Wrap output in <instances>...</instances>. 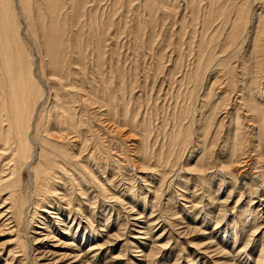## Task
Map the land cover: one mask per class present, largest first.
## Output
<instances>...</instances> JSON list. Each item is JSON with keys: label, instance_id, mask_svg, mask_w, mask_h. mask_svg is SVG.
<instances>
[{"label": "rangeland", "instance_id": "1", "mask_svg": "<svg viewBox=\"0 0 264 264\" xmlns=\"http://www.w3.org/2000/svg\"><path fill=\"white\" fill-rule=\"evenodd\" d=\"M84 1L75 16L72 0H62L54 30L57 45L73 37L56 57L64 88L78 93L71 110L83 132L63 140L79 173L65 166L57 198L45 201L32 195L29 165L20 168L28 205L17 227L2 224L0 209V264H264V0ZM9 2L42 94L28 122L31 162L45 124L55 139L64 133L42 46L48 8L34 4L28 20L19 0ZM236 3L248 22L234 20ZM187 126L190 140L175 159L170 133ZM56 204V214L41 211ZM74 252L82 254L77 263Z\"/></svg>", "mask_w": 264, "mask_h": 264}, {"label": "bare ground", "instance_id": "2", "mask_svg": "<svg viewBox=\"0 0 264 264\" xmlns=\"http://www.w3.org/2000/svg\"><path fill=\"white\" fill-rule=\"evenodd\" d=\"M9 1L8 0H0V146H2L1 148L3 150V151L0 150L1 151L0 152V160H2V159L4 160L5 156L12 157L8 160L9 163L12 164V166L11 165H10L11 167L8 166L6 162H3V163H2V161L0 162V169L2 168L4 170L6 169L7 171L8 170L10 171L9 177H8L9 174L6 175V174H2L0 172L1 173V175H0V200L2 202L1 204H3V206H1L0 209L4 207L5 209L3 210L4 211L3 213L5 216H7L4 219V221H6V222H3L2 224H4V225L13 224V226L17 227L18 224L20 223L21 217L24 215L23 211H25L24 210L25 205H28L27 204L28 200L23 198L18 191V185H19V176L18 175H19V172L21 170L20 168L23 165L24 166L26 164L29 165L30 172L32 175L31 176L32 177L31 183H32V187H33L32 195H34V197L37 196L39 198H42L45 201H47L48 199H54V197L57 198L55 191L58 189V188L56 189V186L58 184L55 182V180L59 177V175L61 174L62 171H64V173H65V168H66L65 166H67V165L74 166V164L77 163V162L76 163L73 162V160H72V159H74L73 158L74 156H72L71 152L69 151L70 148L65 147V145L68 147V140H67V142H64L66 140L65 138H67L66 135L67 134L68 135L73 134V136H75L76 132L81 133V132H83V130H80L82 128L79 125L80 123L76 122L78 120H74L75 116L73 115L72 110H71V106L73 107V105L75 104V101L77 100L76 98L78 96V93H76L75 90L73 91L71 89L72 87L68 88V89L64 88V85H65L64 81L65 80L63 78H65V77L64 76L62 77V74H59V71L62 68L60 66L61 57H60V55L58 57H56L58 55L57 50L59 48L60 43L64 44L66 41V40L62 41L59 43V45H57L56 41L58 39V34L60 35L61 32H55L54 31L55 30V24L58 21L57 8L59 7V5L62 4V2H61L62 0H19V2L22 3L24 14L26 15V18H28V20L30 19L29 13L32 11L34 4L41 3V5L44 4L45 7L48 8L45 10L44 5L42 6L44 11H47L46 15H47V18L49 19V21H48L49 23L46 22L44 24V26L46 27V31L44 33V39H45L43 41L44 45H42V46H45L46 53L49 57V62L51 63V69L50 68L49 69H50V72L52 73L53 77L50 74H48L50 76L47 78H49L51 85L53 83L55 84V86H53L54 88H56L55 91L59 92V98L57 100H55L56 99V97H55V99H53V101L54 100L55 101L52 103L54 105V107L57 109V112H56L57 114H55L56 116L55 115L54 116L57 118L58 126L64 130V131H61L64 133H62L61 136H58L59 138L61 137L60 140L55 139L54 136L51 137V128H53L52 124L49 125L50 122L49 123L46 122L47 124H45L42 128L43 133H44L43 136L39 134L40 135L39 136L40 147H39V150L36 152L37 158H35V160H32L30 162L32 156H30V153H29V150H30L29 141L30 140H29V136H27L29 123H30L29 122V116L31 113H33V108H34L33 104L41 98L42 94L40 93L39 86L37 88V86H35V84H34V77L31 78V76H30L31 75L30 74V67L31 66L29 63V57H28V54H26L27 52L23 48L20 47V45H22V44L20 43V39H19L18 33L16 31L17 30V23H16V20L14 18L13 10L11 9V7H13V5H12L13 3L11 4V7H10ZM39 1H41V2H39ZM228 1L230 2V0H228ZM238 2L239 1H237V3ZM81 3H82L81 0H79V1L78 0H72V4L70 5V8L73 9V11L76 9H79ZM237 3L235 5H237ZM47 6H49V7H47ZM225 6H223V7H225ZM232 6H234V5H232ZM42 7L39 6L37 11H42L43 10ZM223 7H222V9H223ZM60 8H59V10H60ZM233 8H234V11L236 13V17L234 18V20L242 19L243 22H248L247 21V18H248L247 15L248 14L245 10L246 7L243 4H239ZM78 11L79 10L74 11L75 16H78ZM217 11H218V8L215 9V13ZM224 12H226V11H224ZM227 12H228V10H227ZM74 13L71 15V17L74 15ZM221 14H222V12H221ZM223 14H225V13H223ZM224 16H226V14ZM213 17H217V16L213 15ZM221 17H223V16H221ZM66 18H68V17L65 16L64 21L67 20ZM74 18H77V17H74ZM77 22H79V21H77ZM228 22H230V21H228ZM70 25H71V23H70ZM74 37H76V35ZM72 38L73 37L71 36L67 39V41H66L67 45L70 46L69 43H71ZM59 41H61V40H59ZM91 41L94 43L93 38L91 39ZM76 45H78V44H76ZM72 46H73V44H72ZM78 46H80V45H78ZM93 46H94V44H93ZM59 51H60V49H59ZM56 53H57V55H56ZM78 53H77V55H79ZM80 55H82V53H80ZM67 64L69 65L70 63H67ZM205 67H206V64H205ZM63 68H64V66H63ZM62 71H64V70H62ZM197 71H201V70L198 69ZM36 85H38V83ZM73 89H75V88H73ZM58 92H57V94H58ZM98 92H99V90H98ZM97 94H99V93H96V94L93 93V95L95 96V99L92 98L93 96L91 98L94 99L95 101H97L98 103H100V101L103 103L104 100L102 101L98 97L99 95L96 96ZM100 96H102L101 92H100ZM207 99H209V96ZM207 99H206V102H207ZM105 101H107V99H105ZM97 102H95V103L97 104ZM106 103H104V104H106ZM82 104L86 105V103H83V102H82ZM112 106H114L113 102H112ZM107 107H109V106H107ZM110 108H111V106H110ZM51 113H53V112H51ZM47 118H49V116H47ZM51 118L49 120H51ZM53 119H55V118H53ZM76 124L80 126V129L77 128L79 126H77ZM181 125H182V123H181ZM236 125H234L236 127V129L239 128L238 127V120L236 121ZM87 127H89V126H87ZM85 129H87V128H85ZM84 131H86V130H84ZM87 131H89V129ZM233 131H235V130L233 129ZM40 132H41V130H40ZM234 133H235V135L233 134V136H234V139H233L234 140V144H233L234 149H233V151L237 152L236 154L238 156H240L243 153V150L241 148L242 134L239 133L238 129ZM170 134H171L170 138L168 137L169 138V146H168V148L166 147L168 151L167 150L166 151H167V153H169L171 155L173 153H175V159H176V156L179 157L181 155L182 147L186 144V142L188 140H190V129H189V126H187L185 130H183L181 127L179 129H176V131H174ZM37 137H38V135H37ZM63 139H65V140H63ZM183 148H185V147H183ZM142 149L144 150V148H142ZM144 154H145L144 157L148 158V154L147 153H144ZM170 158L174 159V157H170ZM262 158H264V157L262 156ZM5 160H6V158H5ZM262 164H264V163H262ZM5 165H7V167L4 168ZM77 168L78 167H75V166H74V168H71L70 169V171H72L71 173H74V172L79 173ZM1 171H3V170H1ZM243 177H246V176H243ZM4 189H8V190H4ZM3 191H5V192H3ZM54 201H55V199H54ZM59 208H62V206H59L56 204L54 206L51 205L47 208L43 207V208H41V211L43 213H46V214L47 213L56 214L55 212ZM53 210L55 212H53ZM34 212H35V214H37L36 210ZM24 213H26V212H24ZM34 216H32V219L36 217V216L35 217ZM45 219H46V217L40 218L38 220V223L39 224H45V222H44ZM29 220H30L29 225H31L35 221L34 219H33L34 221L33 220L31 221V218ZM46 225H47V223L45 224V226ZM62 228H63V230L65 229V231H62V232L64 234L68 235V233L71 230V226H65ZM141 233L145 234L144 232H141ZM69 235H72L71 241H72V239H74L76 237L71 233H69ZM209 247L207 249H209ZM73 248H74V246H73ZM217 249H219V250H217ZM217 249L215 248V250H216V251H214L215 253L218 252L220 256L227 258V255L223 251L222 247L221 248L218 247ZM74 250H76V248H74ZM80 255H82V254H80L79 252H77V253L74 252L72 256H69V258H71L74 262L77 263L81 259ZM53 262H54L53 264H56L55 261H53ZM225 262H227V261H223L221 263L227 264Z\"/></svg>", "mask_w": 264, "mask_h": 264}]
</instances>
